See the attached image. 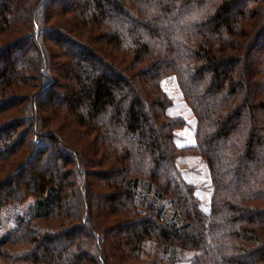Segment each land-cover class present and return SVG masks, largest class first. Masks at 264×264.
<instances>
[{"label":"trees","instance_id":"obj_1","mask_svg":"<svg viewBox=\"0 0 264 264\" xmlns=\"http://www.w3.org/2000/svg\"><path fill=\"white\" fill-rule=\"evenodd\" d=\"M0 264H264V0H0Z\"/></svg>","mask_w":264,"mask_h":264},{"label":"rangeland","instance_id":"obj_2","mask_svg":"<svg viewBox=\"0 0 264 264\" xmlns=\"http://www.w3.org/2000/svg\"><path fill=\"white\" fill-rule=\"evenodd\" d=\"M133 22V21H131ZM128 24L129 22L127 21V19L125 20V18H122V24ZM54 79H56L57 81H60V77L53 75ZM162 87L163 89H165L167 91V93L171 96V98L173 99V101H175V104L172 106V108L169 110L171 114H176V113H180L182 114L184 117H187V119H190V117H192V115H189L188 112L185 109L184 103L181 101V97H180V92H179V88L176 85V82L173 78H168L164 81H162ZM132 91L131 89H128L126 91V93L128 94V96H132ZM245 115L242 116V119ZM193 123L191 124H187L185 127H183L181 130H179L178 136L180 137V144L182 145H186V144H190L192 142V132H193ZM22 152L24 150H21ZM20 152L18 155L19 159H22L23 156L21 155ZM17 155V156H18ZM182 159L184 160V158L182 157ZM184 168V175L187 178V181L194 183L197 187L196 190V195H198L200 198L202 197L203 200H205V198H208L209 196V182L206 176V172L205 169L203 167V164L201 162H199V160H192L190 162H184L183 164ZM182 168V169H183ZM86 170V169H85ZM89 179V175H87V170H86V174L81 172H76L75 174L70 176V184L72 185H76V187L78 188V190L83 187V180L84 179ZM66 188V192L70 193V191L72 189H74V186L70 185ZM95 197V196H94ZM81 200L85 201L87 200L85 197H82ZM28 201V200H27ZM25 202L24 206H20L19 208V213H23L26 209L25 206H27L31 201L29 200L28 202ZM96 204H99L98 202ZM7 209L5 210L4 214L6 213ZM17 212L15 211H10L7 212L4 217H3V223L1 226L2 231H5L6 229H9L13 226V222L15 219ZM83 236H85L83 234ZM93 247V246H92ZM92 247L87 248V250L89 251V255H93L96 254V252L98 251V248L92 249ZM102 247V246H101ZM103 256V255H102Z\"/></svg>","mask_w":264,"mask_h":264}]
</instances>
